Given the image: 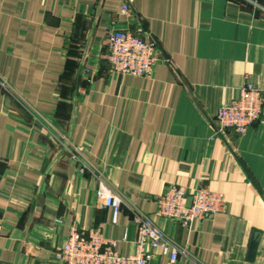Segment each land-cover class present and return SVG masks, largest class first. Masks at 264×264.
<instances>
[{
	"label": "crops",
	"instance_id": "0c3cea01",
	"mask_svg": "<svg viewBox=\"0 0 264 264\" xmlns=\"http://www.w3.org/2000/svg\"><path fill=\"white\" fill-rule=\"evenodd\" d=\"M112 24L142 28L170 61L111 72ZM247 83L264 93V0H0V264H62L73 227L129 255L136 211L188 253L151 264H264V107L245 133L216 118ZM172 184L220 192L224 208L190 227L159 217Z\"/></svg>",
	"mask_w": 264,
	"mask_h": 264
},
{
	"label": "built area",
	"instance_id": "2783aa9c",
	"mask_svg": "<svg viewBox=\"0 0 264 264\" xmlns=\"http://www.w3.org/2000/svg\"><path fill=\"white\" fill-rule=\"evenodd\" d=\"M121 12L132 14L133 9L124 3ZM106 45V60L113 73L147 78L153 75L156 64L162 58L170 61L169 57L162 56L158 41L147 38L142 28L133 31L119 29L112 24L106 36ZM1 85L7 87L4 81H1ZM263 107L262 90L254 84H245L237 98L224 103L218 110L216 118L220 130L245 133L260 120ZM98 195L106 206L112 208L113 221L117 222L122 207L120 196L103 181ZM157 203L156 213L159 217L190 227L198 218H211L222 211L225 199L222 193L207 187L189 191L184 186L172 184L157 198ZM134 222L138 230L134 253H120L117 241L107 238L99 228L84 232L73 227L57 250L58 258L62 264H151L156 250L168 255L172 262H176L180 255L188 256L186 250L149 215L136 211Z\"/></svg>",
	"mask_w": 264,
	"mask_h": 264
},
{
	"label": "water",
	"instance_id": "95a60500",
	"mask_svg": "<svg viewBox=\"0 0 264 264\" xmlns=\"http://www.w3.org/2000/svg\"><path fill=\"white\" fill-rule=\"evenodd\" d=\"M191 202H192V198L189 199V205H191ZM257 246H258V241L257 240H253L252 243H251V246H250V255H249L250 259L254 258Z\"/></svg>",
	"mask_w": 264,
	"mask_h": 264
}]
</instances>
